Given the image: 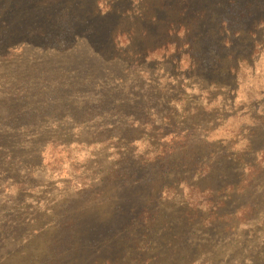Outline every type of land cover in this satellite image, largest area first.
Segmentation results:
<instances>
[{
  "label": "rangeland",
  "instance_id": "obj_1",
  "mask_svg": "<svg viewBox=\"0 0 264 264\" xmlns=\"http://www.w3.org/2000/svg\"><path fill=\"white\" fill-rule=\"evenodd\" d=\"M0 264H264V0H0Z\"/></svg>",
  "mask_w": 264,
  "mask_h": 264
},
{
  "label": "trees",
  "instance_id": "obj_2",
  "mask_svg": "<svg viewBox=\"0 0 264 264\" xmlns=\"http://www.w3.org/2000/svg\"><path fill=\"white\" fill-rule=\"evenodd\" d=\"M228 187H229V188H232V187H234V186H233V185H229ZM204 193H205V195H206V197H207V201L210 202V199H208V197L211 196V193H212L211 190L208 189V190H207L206 192H204ZM210 203H211V202H210Z\"/></svg>",
  "mask_w": 264,
  "mask_h": 264
}]
</instances>
